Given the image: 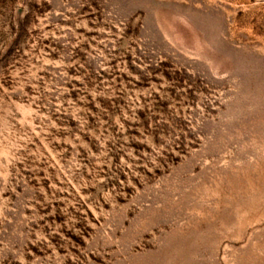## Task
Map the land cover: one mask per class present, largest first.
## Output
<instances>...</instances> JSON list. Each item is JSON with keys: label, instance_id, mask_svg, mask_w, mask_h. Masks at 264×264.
I'll use <instances>...</instances> for the list:
<instances>
[{"label": "rangeland", "instance_id": "1", "mask_svg": "<svg viewBox=\"0 0 264 264\" xmlns=\"http://www.w3.org/2000/svg\"><path fill=\"white\" fill-rule=\"evenodd\" d=\"M0 264H264V0H0Z\"/></svg>", "mask_w": 264, "mask_h": 264}]
</instances>
